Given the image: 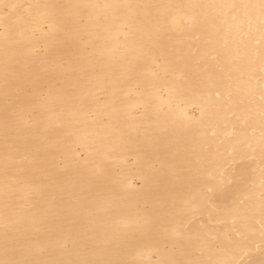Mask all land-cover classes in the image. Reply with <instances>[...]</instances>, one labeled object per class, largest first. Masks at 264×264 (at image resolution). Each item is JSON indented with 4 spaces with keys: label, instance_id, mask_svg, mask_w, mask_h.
<instances>
[{
    "label": "bare ground",
    "instance_id": "bare-ground-1",
    "mask_svg": "<svg viewBox=\"0 0 264 264\" xmlns=\"http://www.w3.org/2000/svg\"><path fill=\"white\" fill-rule=\"evenodd\" d=\"M0 264H264V0H0Z\"/></svg>",
    "mask_w": 264,
    "mask_h": 264
}]
</instances>
